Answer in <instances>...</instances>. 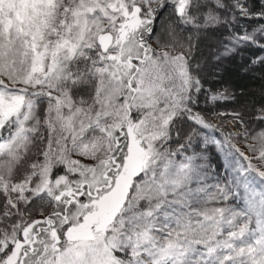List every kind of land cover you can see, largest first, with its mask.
I'll return each instance as SVG.
<instances>
[{"label":"snow or ice","instance_id":"obj_1","mask_svg":"<svg viewBox=\"0 0 264 264\" xmlns=\"http://www.w3.org/2000/svg\"><path fill=\"white\" fill-rule=\"evenodd\" d=\"M0 264H264V0H0Z\"/></svg>","mask_w":264,"mask_h":264},{"label":"trees","instance_id":"obj_2","mask_svg":"<svg viewBox=\"0 0 264 264\" xmlns=\"http://www.w3.org/2000/svg\"><path fill=\"white\" fill-rule=\"evenodd\" d=\"M244 55H247V53H245ZM218 86V85H217ZM225 108L227 107V105L224 106Z\"/></svg>","mask_w":264,"mask_h":264}]
</instances>
